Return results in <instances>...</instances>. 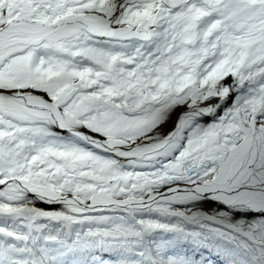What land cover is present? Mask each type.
<instances>
[{
  "label": "snow or ice",
  "instance_id": "obj_1",
  "mask_svg": "<svg viewBox=\"0 0 264 264\" xmlns=\"http://www.w3.org/2000/svg\"><path fill=\"white\" fill-rule=\"evenodd\" d=\"M0 264H264V0H0Z\"/></svg>",
  "mask_w": 264,
  "mask_h": 264
},
{
  "label": "trees",
  "instance_id": "obj_2",
  "mask_svg": "<svg viewBox=\"0 0 264 264\" xmlns=\"http://www.w3.org/2000/svg\"><path fill=\"white\" fill-rule=\"evenodd\" d=\"M39 207H45L44 205H38Z\"/></svg>",
  "mask_w": 264,
  "mask_h": 264
}]
</instances>
